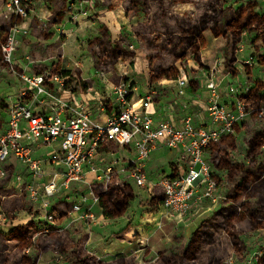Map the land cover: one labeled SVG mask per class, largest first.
Returning <instances> with one entry per match:
<instances>
[{"label": "rangeland", "instance_id": "rangeland-1", "mask_svg": "<svg viewBox=\"0 0 264 264\" xmlns=\"http://www.w3.org/2000/svg\"><path fill=\"white\" fill-rule=\"evenodd\" d=\"M127 1L34 0L31 16L19 21V30L16 32L18 48L13 56L16 64L0 66V102L13 103L19 99L22 81L18 75L23 70L19 64L25 65L26 70L23 71L39 73L53 68L61 57L59 67L55 69L69 72V90L73 93L83 92L92 99L104 98L109 96L111 84L124 83L134 90L136 97L143 94L150 96L158 114L162 106H173L178 114H200L203 110L201 105L188 90L180 92L181 88L176 80L163 78L155 84L150 83V57L161 55L162 62L169 65L173 64V57L167 51L160 53L159 50H150L145 40L134 33V26L145 21L142 12H136V16L128 17L123 6L110 9L118 3L123 4ZM175 1L174 12L180 16L186 15L192 21H197L200 15L209 11L212 6L223 9H237L243 6L250 9L256 4L254 12L258 15L264 13V0ZM62 7L64 19L59 25L53 26L52 15ZM10 16L0 3V25H8L12 21L14 24L16 20L11 21ZM103 25L108 29L107 35H103L101 30ZM139 30L144 29L140 26ZM259 36L257 32L243 35L238 45L237 62L234 65L238 74L234 77L225 64L227 42L222 38H214L210 31L204 33L206 46L200 51L201 60L203 66L210 70L211 67H216L218 57L221 56L223 64L218 65L217 69L223 78L224 96L227 95L226 87L230 85L231 78H237L233 81L235 87L244 85L245 89H251L257 81L264 80V44L259 40ZM95 39L102 41L94 43L89 48V43ZM115 44L126 51L134 52L135 55L124 57L114 63L110 52ZM249 61L251 63H248ZM176 66L181 71V78L185 77L189 83L202 75L201 69L193 60L187 61L184 67L178 62ZM83 83L90 87L87 91L82 90ZM244 124L247 128L241 127L233 137L219 143L211 154L209 161L214 169L218 170L213 163L219 162L226 153L234 165L244 164L252 167V162L247 156L246 139L264 130V116L253 120L250 115ZM231 144H234V149L229 147ZM48 152L49 150H44L45 155ZM110 152L117 153L119 149L112 146ZM177 158L174 152L165 149L153 153L147 168L149 175L145 187L141 188L131 183L135 199L130 203L127 213L119 218L105 219L102 217L101 209L94 207L88 212L93 214V218L84 222L77 215L72 217L71 205L65 200L54 205L56 224H61L63 228L61 235L79 240L88 234L87 250L104 262L124 257L131 258L135 264H145L156 262L162 252L167 255L179 254L188 246L193 232L216 211H208L210 204L205 203L199 206L197 219L189 222L171 220L164 215V209L161 207L162 197L156 184L172 170ZM255 158L256 164L264 163V149L260 150ZM43 170L47 173L50 168L46 167ZM20 175L27 182V174ZM217 176V181L223 189L222 196L229 197L239 175L223 171ZM46 178L45 176L44 179ZM15 184L17 187L8 183L0 188V230L7 233L13 227L29 222H33L37 229H49L43 218L44 213L31 204L24 189L25 185H20L22 181H16ZM65 214L67 217H63ZM129 223L132 231L127 234V238L125 240L117 238L116 234ZM232 227L239 238L241 249L238 253L231 252L224 260V264H257L258 259L264 254V229L251 231L244 223H235ZM133 233L138 234L140 239L131 244L130 237ZM44 254L39 264H70L72 260L69 256H61L52 251Z\"/></svg>", "mask_w": 264, "mask_h": 264}, {"label": "built area", "instance_id": "built-area-1", "mask_svg": "<svg viewBox=\"0 0 264 264\" xmlns=\"http://www.w3.org/2000/svg\"><path fill=\"white\" fill-rule=\"evenodd\" d=\"M0 3L17 24L9 28L1 46L3 62L12 66L16 64L18 23L31 16L34 0ZM222 64L219 56L215 68L201 69V77L194 78L198 82L195 91L185 77L175 81L180 92L188 90L201 105L203 110L197 115L178 114L173 106H162L158 114L150 96L136 97L124 83L111 84L109 96L92 99L69 90L70 75L60 69L30 73L19 64L23 68L18 75L22 81L19 99L0 102V178L12 168L10 184L17 187L16 181H22L31 204L44 213L48 228L61 233L54 205L65 200L80 220L93 218L88 212L99 206L95 187L131 186L132 182L145 187L152 154L165 149L174 152L178 162L156 184L164 215L189 222L197 219L198 208L205 203L210 204L208 211H217L228 203V197L222 196L217 181L223 171L209 161L211 149L233 137L251 115L250 107L240 99L250 88L235 87L237 78H231L223 95V78L217 69ZM112 146L119 152L111 153ZM45 149L49 150L46 155ZM46 167L50 168L47 173ZM20 173L27 174V182Z\"/></svg>", "mask_w": 264, "mask_h": 264}, {"label": "trees", "instance_id": "trees-1", "mask_svg": "<svg viewBox=\"0 0 264 264\" xmlns=\"http://www.w3.org/2000/svg\"><path fill=\"white\" fill-rule=\"evenodd\" d=\"M175 0H128L117 4L112 9L123 6L128 17L136 16V12L145 15V21L134 26V33L141 36L150 50L169 52L173 57V64L162 62L161 55H154L149 59L150 83L155 84L161 79L178 80L181 76L177 68L178 62L182 67L187 61L193 60L199 69L203 66L200 51L205 48L204 33L210 31L214 38H222L227 42L225 64L228 71L238 74L237 62L238 45L246 33H259V40L264 44V13L254 12L256 4L250 9L240 6L237 9L212 6L209 11L203 12L197 21H192L186 15L174 12ZM52 25H59L64 19L63 7L52 15ZM19 24V23H18ZM17 24L0 25V66H7L3 62L1 46L6 42L9 28ZM142 26L144 30L140 31ZM101 30L107 35L105 25ZM89 43V48L96 42ZM114 63L127 56H134L132 51H126L118 44L111 48ZM58 62L53 68L59 67ZM69 72H65V75ZM193 90H197L198 82H190ZM90 87L82 84V90ZM251 109L253 120L260 118V111L264 110V83L257 81L246 96L240 98ZM247 128L246 124L242 125ZM240 129L237 128V131ZM228 138H224L222 141ZM221 141V142H222ZM220 142V143H221ZM247 156L252 167L244 164H233L228 154H224L219 162L213 165L222 171L235 172L239 175L238 182L231 188L229 203L218 209L210 218L201 223L193 232L188 246L179 254L167 255L160 253L154 263L145 264H224V260L231 252H240L241 243L232 225L244 223L251 231L264 229V163L256 164L257 153L264 149V130L254 133L246 139ZM217 147V146H216ZM216 147L211 149V154ZM234 149V144L229 146ZM14 170L8 168L6 174L0 178V188L12 180ZM99 198V208L105 219H116L127 213L130 203L135 199L131 186L126 184H111L107 188L97 186L93 189ZM153 201V200H152ZM243 201L242 204H239ZM162 204V202H161ZM63 217H67L66 214ZM132 231L131 223L116 234L117 238L126 239ZM140 239L136 233L130 237V242ZM89 235H83L79 240L61 235L53 229H37L33 222L13 227L9 232L0 230V264H38L41 256L52 251L61 256H69L70 264H135L131 258L120 257L110 262H104L86 248ZM33 251V254L30 252ZM257 264H264V255Z\"/></svg>", "mask_w": 264, "mask_h": 264}, {"label": "crops", "instance_id": "crops-1", "mask_svg": "<svg viewBox=\"0 0 264 264\" xmlns=\"http://www.w3.org/2000/svg\"><path fill=\"white\" fill-rule=\"evenodd\" d=\"M202 92H203V91H202ZM202 92H201V93H202ZM196 101H197V100H196ZM197 103H198V102H197ZM160 151H162V150H160ZM152 155H153V154H152ZM175 155H176V154H175ZM176 156H177V155H176ZM151 159H152V156H151V158H150V160H149V162H148V166H149V163H150ZM176 162H177V161H176ZM176 162H175V163H176ZM175 163H174V164H175ZM148 166H147V167H148ZM74 215H77V216H78V214H76V213H72V217H73ZM131 244H133V242H132ZM44 255H45V254H44ZM42 258H43V256L40 258V260H41ZM40 260H39V263H40ZM39 263H38V264H39Z\"/></svg>", "mask_w": 264, "mask_h": 264}, {"label": "flooded vegetation", "instance_id": "flooded-vegetation-1", "mask_svg": "<svg viewBox=\"0 0 264 264\" xmlns=\"http://www.w3.org/2000/svg\"><path fill=\"white\" fill-rule=\"evenodd\" d=\"M262 112H264V110H261V111H260V118L264 116V114H263V116H261V113H262ZM228 203H229V198H228ZM228 203H227V204H228ZM32 205H33V204H32ZM21 225H22V224H21ZM17 226H18V225H17ZM263 255H264V254H263ZM261 257H262V256H261ZM261 257H260V258H261ZM39 260H40V259H39ZM57 262H60V260H57ZM38 263H39V262H38Z\"/></svg>", "mask_w": 264, "mask_h": 264}]
</instances>
